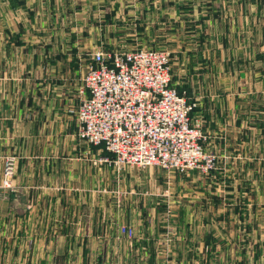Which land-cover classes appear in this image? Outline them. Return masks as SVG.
<instances>
[{
	"label": "crops",
	"instance_id": "obj_1",
	"mask_svg": "<svg viewBox=\"0 0 264 264\" xmlns=\"http://www.w3.org/2000/svg\"><path fill=\"white\" fill-rule=\"evenodd\" d=\"M185 18L176 71L215 166L119 180L77 135L84 50L109 24ZM126 240L150 259L169 240L179 264H264V0H0V264L110 263Z\"/></svg>",
	"mask_w": 264,
	"mask_h": 264
},
{
	"label": "built area",
	"instance_id": "obj_2",
	"mask_svg": "<svg viewBox=\"0 0 264 264\" xmlns=\"http://www.w3.org/2000/svg\"><path fill=\"white\" fill-rule=\"evenodd\" d=\"M76 110L78 138L102 146L122 167L208 171L215 156L205 148L202 121L193 117L198 103L173 84L172 51L137 45L131 49L92 48L86 61ZM14 158L7 159L3 186L11 187ZM134 236L131 227H120Z\"/></svg>",
	"mask_w": 264,
	"mask_h": 264
},
{
	"label": "rangeland",
	"instance_id": "obj_3",
	"mask_svg": "<svg viewBox=\"0 0 264 264\" xmlns=\"http://www.w3.org/2000/svg\"><path fill=\"white\" fill-rule=\"evenodd\" d=\"M189 18L191 17L189 16ZM185 19L187 20L188 18ZM183 23V25H180V23L173 22L171 26L170 24L162 25L157 23H154L153 25H140L139 23H126L122 21L121 23H117V25L109 24L105 30L106 33L103 37V41H96L94 38L92 41V46L94 47L90 45L89 41L90 48L84 50L82 58H84V60H88L90 58L92 48L100 46H103L109 50L131 49L137 45L165 47L172 51V63L174 69L173 84H176L177 87H182L183 84H179L181 77L176 71L180 67V64L177 62L180 60V58H182L180 49L182 48L184 50V45L192 47V44L195 42H192V38L189 37L192 31L190 28L191 22L188 20L185 22L183 20ZM182 31H184L183 34L180 33ZM181 35H184L185 37L180 38ZM182 89H186L188 91L185 86H183ZM103 166L105 167V165ZM115 170L117 171L115 173H117L116 176L119 180L126 179L128 182L131 181L132 183H141V185H143V182H147L148 186H151L149 182L153 181L152 179H155V177L158 181L162 179L163 182L166 181L168 183H172L175 178V173L178 172L174 170H165L156 166L146 168L122 167L121 169H117V167H115ZM159 182L157 187L160 185ZM122 226L128 227L125 224L120 225V227ZM120 227L118 228L122 238L133 240L136 237V230H134V236L130 237L128 234L122 233ZM170 236H172V233H170ZM121 240L125 241V239ZM128 240L126 241L128 242ZM168 241L162 240L161 243L160 241H157L156 245L152 244L151 250H149V252L153 254L151 259L143 253L145 251L144 248L138 251L136 248H134V246L131 247L128 242L125 248H119L118 252L113 254V257L115 258L111 259L110 263L104 264H179L178 256L176 253H174L176 250L173 248L171 244L172 242L170 243Z\"/></svg>",
	"mask_w": 264,
	"mask_h": 264
},
{
	"label": "trees",
	"instance_id": "obj_4",
	"mask_svg": "<svg viewBox=\"0 0 264 264\" xmlns=\"http://www.w3.org/2000/svg\"><path fill=\"white\" fill-rule=\"evenodd\" d=\"M178 89H179L180 91H182V87H179V86H178ZM105 150H106V149H105ZM106 151H107V150H106Z\"/></svg>",
	"mask_w": 264,
	"mask_h": 264
}]
</instances>
